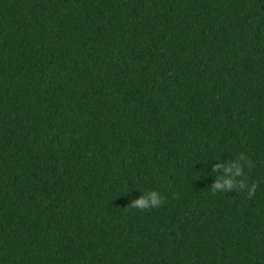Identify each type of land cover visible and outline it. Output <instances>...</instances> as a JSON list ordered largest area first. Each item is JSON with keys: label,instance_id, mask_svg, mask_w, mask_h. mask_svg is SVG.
Wrapping results in <instances>:
<instances>
[{"label": "trees", "instance_id": "trees-1", "mask_svg": "<svg viewBox=\"0 0 264 264\" xmlns=\"http://www.w3.org/2000/svg\"><path fill=\"white\" fill-rule=\"evenodd\" d=\"M0 264H264V0H0Z\"/></svg>", "mask_w": 264, "mask_h": 264}, {"label": "clouds", "instance_id": "clouds-1", "mask_svg": "<svg viewBox=\"0 0 264 264\" xmlns=\"http://www.w3.org/2000/svg\"><path fill=\"white\" fill-rule=\"evenodd\" d=\"M226 171L232 172L234 176H239L241 173V166L239 164H237L234 171L229 166L226 168ZM219 179H223L225 181L226 187H224L219 182H217L214 185V189H213L214 191L216 189H221V188H223L224 191H228L233 187V181H232L231 177H224L223 175H221V177ZM255 186L256 185L254 183L252 185V189L250 190V194H251V191H254ZM245 187H247V183L244 179H241L240 188L243 189ZM161 203H162V200L159 197L157 191L150 190V191L144 192L139 198L134 200L132 206L140 208L143 210V209H148V208H152V207H159L161 205Z\"/></svg>", "mask_w": 264, "mask_h": 264}]
</instances>
